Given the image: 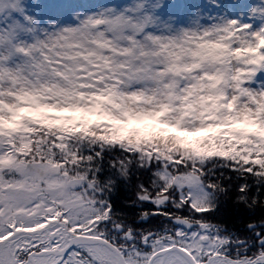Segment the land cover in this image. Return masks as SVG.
<instances>
[{
  "label": "snow or ice",
  "instance_id": "snow-or-ice-1",
  "mask_svg": "<svg viewBox=\"0 0 264 264\" xmlns=\"http://www.w3.org/2000/svg\"><path fill=\"white\" fill-rule=\"evenodd\" d=\"M0 264H264V0H0Z\"/></svg>",
  "mask_w": 264,
  "mask_h": 264
},
{
  "label": "trees",
  "instance_id": "trees-1",
  "mask_svg": "<svg viewBox=\"0 0 264 264\" xmlns=\"http://www.w3.org/2000/svg\"><path fill=\"white\" fill-rule=\"evenodd\" d=\"M118 202H119L120 204H124L123 199H120ZM160 222H161L160 220L155 221V223H160ZM224 222L228 223L229 226H231V224H232V221H231L230 218H225ZM243 227H244V223L241 222V221H237V222H236V229H234V230H238V229H241V228H243Z\"/></svg>",
  "mask_w": 264,
  "mask_h": 264
}]
</instances>
